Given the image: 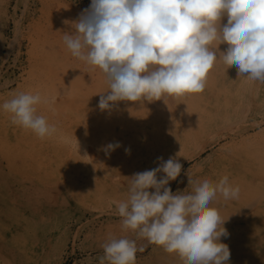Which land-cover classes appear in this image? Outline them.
Masks as SVG:
<instances>
[{
    "label": "bare ground",
    "instance_id": "1",
    "mask_svg": "<svg viewBox=\"0 0 264 264\" xmlns=\"http://www.w3.org/2000/svg\"><path fill=\"white\" fill-rule=\"evenodd\" d=\"M12 1L0 0V58L13 45L9 29L14 38L21 32L23 19L16 17V5L10 11ZM61 2L42 0L40 14L28 18L21 37L26 76L0 93V105L21 91L40 93L47 103L37 105V114L57 129L41 138L0 109V264H55L70 229L66 207L82 204L98 214H117L115 202L126 198L128 177L177 153L185 171L179 182V176L169 182L173 192L190 190L187 175H227L239 187L235 199L217 194L212 201L227 219L229 235L221 240L229 246V264H264V120H249L263 99L264 82L238 75L235 63L225 67L217 59L201 92L121 101L101 110L100 95L108 91L104 74L72 56L62 38L82 11ZM117 142L119 147L105 151ZM144 260L185 264L155 243Z\"/></svg>",
    "mask_w": 264,
    "mask_h": 264
},
{
    "label": "clouds",
    "instance_id": "2",
    "mask_svg": "<svg viewBox=\"0 0 264 264\" xmlns=\"http://www.w3.org/2000/svg\"><path fill=\"white\" fill-rule=\"evenodd\" d=\"M70 23L72 30L62 37L66 48L99 68L108 82L101 110L121 101L201 92L217 59L225 67L235 63L238 75L264 82V0H91ZM41 103L47 99L40 93L21 91L0 109L44 138L57 129L37 114ZM116 147L119 142L109 143L105 151ZM176 157L158 158V167L128 177L126 198L115 202L121 228L178 254L185 264H229L230 249L221 240L229 235L227 219L212 201L217 194L235 199L239 187L227 175H187L190 190L173 192L169 182L183 168ZM101 247V264H135V239L109 234Z\"/></svg>",
    "mask_w": 264,
    "mask_h": 264
},
{
    "label": "rangeland",
    "instance_id": "3",
    "mask_svg": "<svg viewBox=\"0 0 264 264\" xmlns=\"http://www.w3.org/2000/svg\"><path fill=\"white\" fill-rule=\"evenodd\" d=\"M49 1L53 2L52 4L55 5L57 1L61 2L62 0ZM63 1L68 7L71 6L72 8L76 7L77 9H81H78L79 11L88 8L91 3V0ZM41 4L42 0L12 1L10 11H12L14 8L13 6L16 5V17L17 19H23V22L21 24V32H19L17 36L18 38L12 37V30L9 29L8 32V39H13L11 42L13 45H11L10 50L6 45L7 48L5 47L3 49L2 57L0 58V93L5 89L13 90L17 83L22 82L23 78L26 76V71L28 70V58L26 47L23 46L25 40H22V38L23 34L25 35L26 33L28 18L32 19L40 14ZM27 8H29V11L26 10ZM21 40L23 43L22 48L19 50L18 43ZM251 112L252 113L249 117L251 122L254 120L258 122L264 120V96L261 101L251 108ZM184 171V169L181 171L177 178V182L180 181ZM171 189L173 191V188ZM63 211L64 220L67 222L65 225L67 227L69 226L70 229L67 230L65 236L66 241L65 245H63L60 259L55 264H101V257L104 255L101 245L109 234L116 236L123 235L130 239H135L138 246L135 264H146L144 257L151 251L153 243L146 241L145 238L139 237L136 231H123L120 223L121 218L118 214H98L97 210L94 208L82 204H73L66 207ZM104 264H107V261H105Z\"/></svg>",
    "mask_w": 264,
    "mask_h": 264
}]
</instances>
